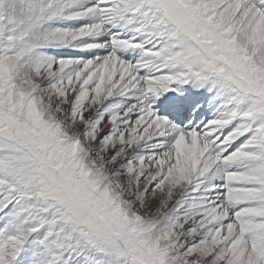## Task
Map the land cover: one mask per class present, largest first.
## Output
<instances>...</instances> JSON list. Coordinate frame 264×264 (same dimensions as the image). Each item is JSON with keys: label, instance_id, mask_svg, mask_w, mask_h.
<instances>
[{"label": "snow or ice", "instance_id": "obj_1", "mask_svg": "<svg viewBox=\"0 0 264 264\" xmlns=\"http://www.w3.org/2000/svg\"><path fill=\"white\" fill-rule=\"evenodd\" d=\"M0 264H264V0H0Z\"/></svg>", "mask_w": 264, "mask_h": 264}]
</instances>
